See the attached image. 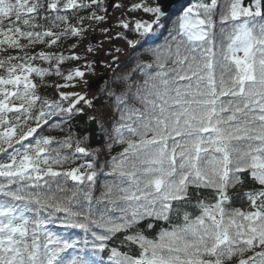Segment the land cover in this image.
<instances>
[{"label":"snow or ice","instance_id":"snow-or-ice-1","mask_svg":"<svg viewBox=\"0 0 264 264\" xmlns=\"http://www.w3.org/2000/svg\"><path fill=\"white\" fill-rule=\"evenodd\" d=\"M174 2L130 0L115 25L100 29L142 51L115 77L122 90L106 92L118 116L111 140L123 148L108 161L111 179L96 197L98 151L70 130L93 100L62 90L87 83L96 61L65 75L67 61L87 58L27 50L82 41L96 31L92 22L108 23L109 6L0 0V264H264V0H193L173 18ZM111 6L124 7L122 0ZM122 51L106 50L112 63L105 67ZM51 75L65 81L53 85L54 99L39 93ZM89 120L107 135L103 120ZM45 126L69 131L57 140L41 134ZM78 159L85 162L64 167ZM249 180L248 209L230 207L229 190Z\"/></svg>","mask_w":264,"mask_h":264},{"label":"trees","instance_id":"trees-1","mask_svg":"<svg viewBox=\"0 0 264 264\" xmlns=\"http://www.w3.org/2000/svg\"><path fill=\"white\" fill-rule=\"evenodd\" d=\"M129 0H123L122 3H127ZM151 2V0H149ZM193 2V0H182L174 9H173V18L175 14L179 13L181 10V6H186L189 3ZM221 3H223V0H220ZM248 0H245V3H247ZM127 11V9H126ZM87 13H79V15H86ZM131 15V14H129ZM138 17L142 16L144 19L150 20L151 17L147 16L143 13H138L136 14ZM111 17L112 13L109 14V20L108 23L106 24H100L95 32H89L85 39L82 41L77 40L76 38L73 37H68V38H62L61 41L59 42L58 45L53 46L52 48H47L44 45H37L34 49H28L27 51H32V52H38L40 50L44 51H51V52H57V53H63L65 56H69L72 54L80 55L81 57H86V60H81V61H67L64 65H62V71L64 72L65 75L68 74V71L74 67H82L84 63L87 62V60H93L96 61V63L93 64V71L92 72H86V79H90V84L89 82L86 83L89 84V91L92 93L89 96H86L88 99L93 100L94 108L89 109L85 105V112L83 116H78L77 119L72 121V124L70 126V130L72 133L75 134L77 138H83L84 136H88L89 139L84 143L83 146L87 147L90 151H98L97 155V186H96V192L95 196L99 197L100 192L103 190L101 188L102 183L107 180L111 179V177H108L105 175L106 172L109 171L108 167V161L111 160L112 156H117L120 151H122L123 146L116 145L115 143L112 142L111 136H112V127L111 124L113 121L118 120V116L114 113L113 110V105L115 103L114 97H108L106 95V92L111 89H115L117 93H119L122 90V87L120 85L114 84L113 81L116 76L121 75L125 72H127L130 68L133 67V60H134V53L137 51H142V48L138 46L137 49H131L127 46V44L124 41H109V46L106 47L103 51L100 53H94L90 54L86 51V49L89 46H95L97 42V37L99 36V32L101 28L104 27H109L112 25L111 23ZM70 22L73 24L77 23V20L75 17L70 16L69 17ZM216 20V32H219V16L215 17ZM40 23H42L45 27H51V23L49 21H44L41 20ZM89 22H85L84 26L88 27ZM92 27H94V22H92ZM63 28V25H61V28H53V31L59 32ZM39 30V29H38ZM120 31L118 28H113V33ZM166 35V33H164ZM131 38V36H130ZM105 38L102 37L100 38V41H104ZM163 40V35L161 37L157 38V42H161ZM22 43H26V41H22ZM76 44L77 47L75 49L72 48L73 44ZM116 47L121 48L123 51L120 53H116L119 57V59L113 64L112 67H105L106 64L112 63V57L106 56L104 53L106 50L109 49H114ZM16 54V53H12ZM22 54V53H21ZM142 59L147 60L148 57H142ZM14 63L16 61H13ZM35 65L48 68L49 65L45 62L42 61H35L33 62ZM97 72L98 76L95 77L94 73ZM0 74H3L2 71H0ZM108 75V79L106 82H104L102 85L93 88L91 86L92 81L104 76ZM94 77V78H92ZM138 78V77H134ZM34 81L37 84H40L41 81L38 77L33 76ZM87 81V80H86ZM65 81L58 76L51 75L47 76L44 79V84L48 86H41L39 88V93L40 95L47 97L49 99H54L58 98L57 97V89L53 86L58 83H64ZM76 86L73 89H62L64 91H75L77 86H80L82 82H75ZM85 85V84H84ZM137 108H140L141 105L138 103L135 105ZM96 116L97 119H101L104 121L105 125L108 127V133L107 135L104 133H101L99 131L98 125L95 123V121H90L89 117L90 116ZM51 123V121H50ZM69 129L66 127L65 131L62 133H57L53 131L52 129L48 128V126H45L44 129H41L40 132L41 134L44 135H55L57 140L64 139L67 132ZM111 144V148H108V145ZM66 153L71 152V150H64ZM87 160H91V157L85 158ZM85 159H78L75 161L73 164H66L64 167L69 168V167H77L80 164L85 162ZM71 183V182H70ZM258 187V185H257ZM253 185L250 182H246L243 187L237 186L235 189H230L229 190V195L232 197V202L230 207L233 208H241L243 210L248 209V202L246 199L243 198L242 194L245 191H250L252 190ZM190 191H192L190 189ZM201 191V196L207 198L208 202H214V193L211 190L207 189H202ZM193 200L195 201V197H193ZM191 210V209H189ZM151 235L152 233L149 232L147 233ZM118 242V241H117ZM121 250H126V249H121ZM136 253V249H133V254Z\"/></svg>","mask_w":264,"mask_h":264},{"label":"rangeland","instance_id":"rangeland-1","mask_svg":"<svg viewBox=\"0 0 264 264\" xmlns=\"http://www.w3.org/2000/svg\"><path fill=\"white\" fill-rule=\"evenodd\" d=\"M108 1L109 0H106V3L108 4ZM123 1V0H122ZM130 3V0L127 2V3H123V5H124V7H121V8H114L112 11H111V13H112V17H111V23H112V25H115L116 24V22H117V18H120V17H122L125 13H126V9H127V6H128V4ZM99 25H97L95 22H94V28L96 29L97 27H98ZM102 37H104L105 38V36H104V34L102 33V32H99V36L97 37V42L98 43H96V45L97 44H99L101 41H100V38H102ZM109 46V43H108V40L105 38V40L103 41V47H102V50L101 51H103L106 47H108ZM101 51H99V53L101 52ZM82 70H83V68H82ZM95 75V77H97L98 76V73L97 72H95L94 73ZM92 78H94V77H92ZM85 80H87V82H89V84H90V81H91V78L89 79H86V76H85V78H84ZM80 82H82V84H80V86H77L76 87V89H75V91L76 92H80L81 94H84V95H86V96H89V95H91L92 93L89 91V84H87L86 85V83H84L83 81H80ZM85 84V85H84ZM74 89V88H73Z\"/></svg>","mask_w":264,"mask_h":264},{"label":"water","instance_id":"water-1","mask_svg":"<svg viewBox=\"0 0 264 264\" xmlns=\"http://www.w3.org/2000/svg\"><path fill=\"white\" fill-rule=\"evenodd\" d=\"M182 0H175L174 4H173V9L181 2ZM113 3V0H109L108 1V6H109V14L111 13V11L114 9L111 5ZM108 79V75H104V76H101L95 80L92 81V84L91 86L93 88H96L100 85H102L104 82H106Z\"/></svg>","mask_w":264,"mask_h":264}]
</instances>
